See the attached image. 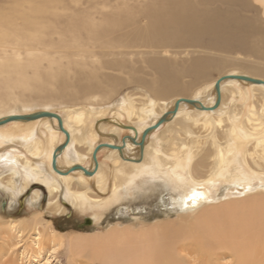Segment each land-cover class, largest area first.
Instances as JSON below:
<instances>
[{"label": "bare ground", "instance_id": "obj_1", "mask_svg": "<svg viewBox=\"0 0 264 264\" xmlns=\"http://www.w3.org/2000/svg\"><path fill=\"white\" fill-rule=\"evenodd\" d=\"M69 1L17 2L7 13L0 12V119L47 110L60 116L68 135L66 139L54 117L0 124V207L2 201V209L11 206L27 190L25 202L36 207L29 216L4 220L0 229L22 235L38 249L46 245L54 251L66 245L70 264L76 252L83 251L95 264H264V84L222 80L218 105L209 109L216 98L214 83L224 75L219 74L195 96L163 100L178 88L187 90L188 84L179 86L175 76L166 73L165 58L158 56H165L169 47L194 43L200 33L215 35L223 29L241 36L256 31L264 43V28L257 19L240 18L231 9L252 7L248 0H115L100 9L96 5L108 0H89L84 13L79 10L81 0ZM251 1L264 14V0ZM217 4L226 8L220 10ZM227 22L247 28L244 33L238 27L229 29ZM55 32L58 41L51 44ZM143 53L154 54L147 61L157 74V84L140 98L125 93L109 115L94 95L89 96L88 107L63 112L47 104L33 109L34 102L23 99L25 90L61 82L72 72L84 73L90 82L100 68L120 69L126 56ZM200 60H193L187 70L201 76L223 65L200 70ZM249 72L225 74L264 81L263 70ZM84 88V95H89L99 87L87 83ZM250 91L261 92V100L250 101ZM202 92L205 97H200ZM180 98L198 104L181 101L173 111ZM163 114L167 120L147 132L140 150L137 143L143 130ZM101 136L107 141H99ZM151 136L155 139L150 142ZM65 140L56 153L55 170L53 153ZM206 143L212 152L204 150ZM99 144L103 146L94 160L93 150ZM105 144L120 146V151ZM203 151L205 158L199 157ZM74 165L91 174L72 170ZM139 179L162 180L167 192L160 203L168 201L190 213V218L139 228L116 224L91 237L64 235L44 218L47 209L62 213L76 208L89 211L88 218L98 222L123 193L137 189ZM33 184L46 191L43 207L42 191ZM194 192L200 194L195 203L188 199ZM234 192L237 196L232 199L239 201L229 204ZM212 199L222 202L211 208Z\"/></svg>", "mask_w": 264, "mask_h": 264}, {"label": "rangeland", "instance_id": "obj_2", "mask_svg": "<svg viewBox=\"0 0 264 264\" xmlns=\"http://www.w3.org/2000/svg\"><path fill=\"white\" fill-rule=\"evenodd\" d=\"M44 1L46 0H0V12L7 13L17 2L27 5L30 3L44 4ZM55 1L70 2L69 0ZM81 1L83 4H79V7L81 8L79 10L81 13H84L85 11L82 12L84 10L83 8L88 6L87 4L89 0ZM93 1L94 0H91V2ZM114 1L115 0H108L106 2L98 3L96 6H99V9L103 7L104 4L109 7L113 5L112 3H114ZM248 2L252 7L246 8L232 5L231 9L240 18L250 20L257 19L258 25L263 26L264 28V14L261 12L262 9L251 0H248ZM253 4L255 8H253ZM215 6L220 10L226 8L224 4H217ZM90 10H93V7H90ZM226 26L229 29H235L238 27V30L243 33L247 28L245 24L235 26L229 22L226 23ZM56 32L50 36L55 41H50L48 38V41H50L51 44L58 41ZM226 32L227 29L220 30L218 31L219 34L215 35L200 33L193 38L194 43L191 42V45L187 42L188 45L185 44L186 46H179V48L177 46L169 47V50L165 52V56L161 54L158 55L161 58H165V71H167L166 73H171L175 76L174 80L179 86H185L188 84L187 90L178 91L182 89L178 88L174 90L175 92L162 97L163 100L170 101L179 96H195L199 89L203 86L210 85L211 81L219 74H225L232 70L250 73V68H255L264 71V43L261 40L258 41V33H255L256 31L251 32L250 34L247 33L249 36L252 35L249 37L248 35H232ZM262 33L263 32L260 34ZM153 55L154 54L151 53L133 54L131 57L128 55L124 58L125 62L123 61V67L120 69L100 68L101 71L100 69L98 70V76L93 78L90 82L89 79H86L87 77L84 73L72 72L61 82L49 83L43 88L34 87L30 90H25L24 94L27 97L23 94L22 96L24 100H31L34 102V106L32 105L33 109H36L43 104H47L50 105L51 108L53 106V110L55 109L56 111L63 112L67 108H77V106L88 107V98L89 96L94 95L97 96L99 107L101 106L105 110V114L109 115L111 114V110H113L112 107H115L114 103L124 96L125 93H135L136 98H140L139 95L144 92L151 94L149 88L154 87L157 84V74L147 60H149V57H153ZM193 60L201 61L198 64L200 70L207 69V67L216 63H221L223 65L217 71H209L206 75L203 72L200 74L201 76H198L190 70H187L188 65H190ZM102 74L103 76H100ZM87 83H93V85L99 88L94 90V92H92L93 94L84 95V87ZM238 89L243 90V88ZM111 90L114 91L112 92ZM107 91L110 92V94ZM254 92L255 93L250 91L252 96L250 101L257 103L258 100H261L262 93L259 91ZM202 93L199 94L200 97H205L204 95H206V92ZM106 94H108L107 96L109 99L106 97ZM57 101L61 103H58ZM226 101L227 103L230 101L229 96H227ZM62 104H64V106ZM74 105L76 106L74 107ZM107 105H109V107ZM107 112L109 114H107ZM217 133L220 137L222 136L220 130H217ZM169 134L170 132H167V135ZM106 139L108 138L101 136L99 141H107ZM154 139L155 138H152L151 136L150 142ZM204 150L212 152V148L208 143H206ZM205 151H203L199 157L205 158ZM101 157L105 162V153H102ZM105 167L108 169L107 166ZM144 180L145 179H139V185L138 187L136 186L137 189H133L134 191L131 189L128 193H123V196H121L118 202L105 209L102 212L103 214L101 213L98 222H92V220L88 218L90 215L89 211H81L76 208L62 213L47 209L48 212H44V218L49 219L52 227L57 231L62 232L64 235H77L82 237L99 235L106 231L110 226L116 224L133 225L132 227L136 225L135 228H139L141 225H149L155 222L178 223L177 221L179 220L186 221L190 218V213L178 210L176 207L168 203V201L165 205L160 203L159 200H161L163 194H166L167 192V187L166 185L164 186L162 180L147 179L145 180V183L143 182ZM143 183L146 185L142 188L141 186ZM32 186L33 185H31V187ZM26 192L28 193V190L22 195H18L19 199L11 206L6 205L3 209L1 208L2 206L0 207V223L10 218L29 216L32 211L35 210L36 207H30L29 204L25 202L27 196ZM235 193L237 192L233 193L231 200H229L232 202H228L229 204L237 203L236 201H239L235 200L236 198L232 199V197L237 196L234 195ZM5 199V197H1V200ZM41 200L42 196L40 201ZM212 202H214V204L209 205L211 208L218 205L222 200L212 199ZM37 207L40 208L39 206ZM182 216L185 217L183 218ZM88 219L90 220L89 222ZM18 235L19 234L15 235V233L12 234L9 231L3 233V230L0 229V264H70L69 251L66 245H63L54 251L46 245L38 249L34 243L29 242V240H26L22 235ZM83 252H76V255H74L76 257H74V259H77V261L74 260L73 264H95V262H92V260L88 258L87 252H84L86 254ZM11 261H14V263Z\"/></svg>", "mask_w": 264, "mask_h": 264}, {"label": "water", "instance_id": "obj_3", "mask_svg": "<svg viewBox=\"0 0 264 264\" xmlns=\"http://www.w3.org/2000/svg\"><path fill=\"white\" fill-rule=\"evenodd\" d=\"M231 78H236V79H240V80H244V81H248V82H252V83L264 84L263 80H260V79H257V78H251V77L246 76V75L224 74V75L220 76L214 83V89H215V92H216V98H215L214 104L209 109H213V108H215L218 105V102H219V84H220V82L222 80L231 79ZM181 101L188 102V103L193 104V105H197L198 104V102L196 100L187 99V98H180V99H177L174 102L173 111H175V109L177 108L179 102H181ZM38 117H49V118L54 117V118H56L57 123H58V127L65 133V136H66V139H67L68 135H67L66 131L62 128L60 116L58 114L54 113V112H50V111H47V110H37L35 112L26 113V114H10V115H7L4 118L0 119V124H3L5 122L11 121V120H20V119L31 120V119H35V118H38ZM164 120H167L165 114H163L154 125H152V126L146 128L145 130H143V132L141 134V137H140V140L137 143L139 145V147H140V150L142 149L143 139H144L145 135L147 134V132H149L152 129L156 128ZM129 138H130V140H132V142H135V139L133 137H129ZM65 144H66V140L63 143L59 144L55 148V151L53 153L52 167L55 170H56V167H55L56 153L59 150L63 149ZM105 145L109 146L111 148H117L120 151V146H114V145H109V144H105ZM101 146H103V144H99V145H97L94 148L93 154H92V157H93L94 160H95V154H96V152L99 150V148ZM71 169L73 170V169H82V168L79 165H74ZM82 170H83V172L85 174H91V171L84 170V169H82ZM32 187L40 188L42 190L43 195H42V200H41L42 202H41V206L40 207H43V202L46 199V191H45L44 187L40 186L39 184H33ZM3 205H4V201H2V206ZM89 221L90 220L88 219V222Z\"/></svg>", "mask_w": 264, "mask_h": 264}, {"label": "snow or ice", "instance_id": "obj_4", "mask_svg": "<svg viewBox=\"0 0 264 264\" xmlns=\"http://www.w3.org/2000/svg\"><path fill=\"white\" fill-rule=\"evenodd\" d=\"M200 196L199 193L194 192L191 196L188 197V199L192 200L193 203H195L196 198Z\"/></svg>", "mask_w": 264, "mask_h": 264}]
</instances>
